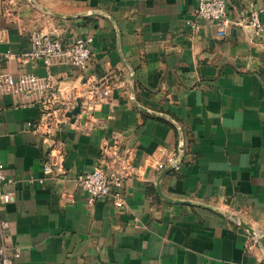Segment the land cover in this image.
Returning a JSON list of instances; mask_svg holds the SVG:
<instances>
[{
    "label": "crops",
    "instance_id": "crops-1",
    "mask_svg": "<svg viewBox=\"0 0 264 264\" xmlns=\"http://www.w3.org/2000/svg\"><path fill=\"white\" fill-rule=\"evenodd\" d=\"M225 1L229 26L201 21L194 29L186 20L197 0H0V72L46 75L40 60L17 58L32 31L64 44L91 36L84 69L55 61L51 73L66 94L72 85L112 84L87 123L55 129L63 171L43 182L30 178L44 176L48 141L26 126L40 109L25 103L31 96L0 89V160L12 180L4 188L15 196L0 215L13 264L264 260L262 245L239 223L264 234V0ZM34 2L85 14L58 17ZM253 9H262L261 30L246 23ZM134 99L182 128L180 165L160 179L172 201L157 193L156 180L168 167L157 163L178 148L179 132ZM105 144L112 151L104 165L126 179L120 197L89 204L75 177L96 164Z\"/></svg>",
    "mask_w": 264,
    "mask_h": 264
},
{
    "label": "built area",
    "instance_id": "built-area-1",
    "mask_svg": "<svg viewBox=\"0 0 264 264\" xmlns=\"http://www.w3.org/2000/svg\"><path fill=\"white\" fill-rule=\"evenodd\" d=\"M262 9H253L248 17L247 25L255 30H261L260 12ZM201 21L220 22L229 26L231 21L226 13L225 0H197V5L190 18L186 20L194 29L199 28ZM240 23V22H239ZM91 36H78L69 44H64L58 36L41 31L29 33V48L20 53L17 58L21 60H40L46 68V75L39 76L33 73H22L15 77L11 73L0 72V89L11 93L17 98L31 96L29 103H35L40 109V115L35 121L29 120L26 126L32 132L40 135L48 146L42 161L44 176L30 181L43 182L45 176L59 174L63 171L62 162L64 157L63 142L54 137V131L66 124L77 122L87 123V118L93 115L99 104L104 102L111 94V83L103 85H91L84 88L71 86V93L66 94L60 87L62 79L54 78L51 67L55 61L68 63L76 68L84 69L91 55ZM11 54H6L9 56ZM80 99V110L74 114V119L68 113L75 107L76 99ZM21 103H18L20 105ZM22 105V104H21ZM184 141L179 142L178 148L169 153L165 161L157 163L158 169L167 165L178 168ZM112 148L109 144L102 147L101 158L94 166L75 177L76 184L87 195L89 204H94L98 199L113 194L120 197L121 188L126 179V173L115 168H108L106 158L110 156ZM12 182L4 172V163L0 160V207L4 203L14 200V193L6 190L4 186ZM7 220L0 215V259L1 264H13L14 250L5 242V230ZM258 264H264V260Z\"/></svg>",
    "mask_w": 264,
    "mask_h": 264
},
{
    "label": "water",
    "instance_id": "water-1",
    "mask_svg": "<svg viewBox=\"0 0 264 264\" xmlns=\"http://www.w3.org/2000/svg\"><path fill=\"white\" fill-rule=\"evenodd\" d=\"M37 6L43 8L42 6H40L38 3L34 2ZM43 9H46L47 11L53 13L54 15L58 16V17H64V18H73V17H77V16H82L84 15L85 13H78V14H64V13H59V12H56V11H53V10H50L48 8H43ZM94 12H97V13H101V14H104L103 12H100V11H94ZM119 33V32H118ZM117 33V34H118ZM118 45H119V35H118ZM134 104L136 107H138L139 109L143 110V111H146V112H150V113H153V114H156V115H159L161 117H164L166 118L167 120H169L172 124H174L179 132V135H180V142L183 141V132H182V128L180 127V125L170 116L168 115L167 113H164V112H156V111H153V110H149L148 108L140 105L135 99L133 100ZM80 110V99H76V105L75 107L68 113V115L71 117V121H73L74 119V114H76L77 112H79ZM180 148L183 149V146L180 145ZM181 159V157H180ZM171 169L170 166L164 168V170L161 172V174L159 175V177L157 178L156 180V190H157V193L163 197L164 199L166 200H169V201H172L173 199L171 198H168L166 196H164L161 192V189H160V179L163 177V175L165 173H167L169 170ZM174 201H179V200H174ZM212 207V206H211ZM239 223L246 227V229L249 231V233L252 235V236H255L258 243L262 245V247L264 248V234H259L257 233L252 227L248 226L245 222H243L242 220L239 221Z\"/></svg>",
    "mask_w": 264,
    "mask_h": 264
}]
</instances>
